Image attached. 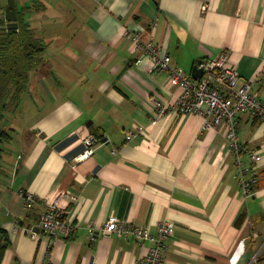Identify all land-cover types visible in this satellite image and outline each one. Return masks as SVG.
I'll return each mask as SVG.
<instances>
[{"label":"crops","instance_id":"1","mask_svg":"<svg viewBox=\"0 0 264 264\" xmlns=\"http://www.w3.org/2000/svg\"><path fill=\"white\" fill-rule=\"evenodd\" d=\"M13 1L16 13L28 7L25 19L46 48L11 114L23 109L28 126H5L0 264H143L153 242L104 237L109 216L153 234L171 222L160 264H264V121L237 116L241 142L260 157L257 187L245 197L225 127L206 129L204 118L179 113L181 90L129 37L160 46L190 76L226 53L239 83L253 81L264 103V0ZM7 3L0 0L3 13ZM89 135L102 144L79 159ZM59 193L73 234L30 236ZM25 194L36 199L30 210Z\"/></svg>","mask_w":264,"mask_h":264},{"label":"built area","instance_id":"2","mask_svg":"<svg viewBox=\"0 0 264 264\" xmlns=\"http://www.w3.org/2000/svg\"><path fill=\"white\" fill-rule=\"evenodd\" d=\"M129 37L135 50L143 48L144 53L152 61L153 69L168 73L170 84L181 90L175 106L179 113L194 114L204 118L206 129L225 127V137L236 159V177L243 195L245 197L252 195L258 183L259 174L255 166L260 157L256 151L241 142L237 129V116L240 113H247L251 119L264 121V103L253 93L254 82L239 83V75L228 64L226 53L200 61L197 68L201 69L202 75L201 78L194 79L182 70L172 67L170 56L164 53L160 46L151 41H142L137 33H132ZM258 79L264 80V66ZM156 110L159 117L164 113L165 108L157 103ZM141 132L140 128L129 131L126 134V140H130ZM83 143L85 150L79 159L92 156L97 147L102 144L101 140L94 135L87 136ZM245 157L247 163L244 160ZM24 198L25 209L33 208L36 199L30 194H25ZM61 200L62 194L59 193L54 199L45 203V209L40 214L38 228L45 237L52 239L70 237L75 230L69 217L70 211L61 205ZM27 233L32 237L37 236V232L32 227L27 229ZM101 234L104 237L112 235L132 237L138 244L144 241L153 242L143 264H160L161 249L173 235V224L165 220L159 224L157 233L153 234L147 228L120 223L115 217L109 216L101 229Z\"/></svg>","mask_w":264,"mask_h":264},{"label":"trees","instance_id":"3","mask_svg":"<svg viewBox=\"0 0 264 264\" xmlns=\"http://www.w3.org/2000/svg\"><path fill=\"white\" fill-rule=\"evenodd\" d=\"M27 9L17 12V27L9 29L0 6V155L3 144L11 140L10 129L5 127L6 114L16 111L31 76L42 70L44 64L46 47L25 19ZM4 249L0 245V258Z\"/></svg>","mask_w":264,"mask_h":264},{"label":"water","instance_id":"4","mask_svg":"<svg viewBox=\"0 0 264 264\" xmlns=\"http://www.w3.org/2000/svg\"><path fill=\"white\" fill-rule=\"evenodd\" d=\"M4 17L9 29H15L17 27V13L13 0H8L7 6L4 11ZM201 75H202L201 69H198L197 66H195L192 70V74H191L192 78L199 79L201 78ZM21 225H23V223H21ZM28 228H31V226H28ZM33 230L35 232H39L38 227L33 228Z\"/></svg>","mask_w":264,"mask_h":264},{"label":"rangeland","instance_id":"5","mask_svg":"<svg viewBox=\"0 0 264 264\" xmlns=\"http://www.w3.org/2000/svg\"><path fill=\"white\" fill-rule=\"evenodd\" d=\"M52 41H53V40H52ZM45 42H47V41H45ZM47 44H48V43H47ZM19 107H20V106H19ZM19 112L21 113V115L19 114ZM16 113H18V114H16ZM11 114H12V113H9V115H8V113L6 114L7 119H10V120H6V123H5V124H7V126H9V125L11 124V125H13L14 128H16V127H20V126H22V121H23V123H26V126H28V125H27L28 115H26L27 118L25 117L26 120L24 119V117H22V116H25V114H24V110H23V109H21V110L18 111V112H15L13 116H11ZM18 115H19V116H18ZM8 121H9V123H8ZM22 127H24V124H23ZM12 134H13L14 137L17 136L16 133L11 132V135H12ZM6 147H7V146H6ZM11 149L14 150L12 147H11Z\"/></svg>","mask_w":264,"mask_h":264}]
</instances>
